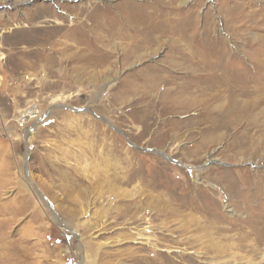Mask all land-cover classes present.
I'll use <instances>...</instances> for the list:
<instances>
[{
  "label": "rangeland",
  "instance_id": "rangeland-1",
  "mask_svg": "<svg viewBox=\"0 0 264 264\" xmlns=\"http://www.w3.org/2000/svg\"><path fill=\"white\" fill-rule=\"evenodd\" d=\"M262 238L264 0H0V264H264Z\"/></svg>",
  "mask_w": 264,
  "mask_h": 264
},
{
  "label": "built area",
  "instance_id": "built-area-1",
  "mask_svg": "<svg viewBox=\"0 0 264 264\" xmlns=\"http://www.w3.org/2000/svg\"><path fill=\"white\" fill-rule=\"evenodd\" d=\"M44 115L45 111L42 103L33 101L19 113L15 123L17 128L25 135L30 128L42 120Z\"/></svg>",
  "mask_w": 264,
  "mask_h": 264
},
{
  "label": "bare ground",
  "instance_id": "bare-ground-1",
  "mask_svg": "<svg viewBox=\"0 0 264 264\" xmlns=\"http://www.w3.org/2000/svg\"><path fill=\"white\" fill-rule=\"evenodd\" d=\"M126 6H127V5H126ZM129 7H130V6H129ZM133 13H134V12H133ZM119 16H120V15H119ZM135 17H136V15H135ZM135 17H134V18H135ZM137 17H138V16H137ZM114 19H115V18H114ZM134 20H135V19H134ZM132 21H133V20H132ZM153 39H154V38H153ZM208 64H209V63H208ZM215 65H216V64H215ZM213 66H214V65H213ZM206 67H207V66H206ZM209 68H210V67H209ZM201 69H202V68H201ZM192 72H193V71H192ZM214 76H216V75L213 74V76H210V78L212 79V78H214ZM202 78H203V77H202ZM210 78H209V79L205 78V79H206L205 82L208 83V82L210 81ZM220 78H221V80H222V79L227 80L225 76H221ZM192 79H193V78H192ZM215 79H217V78H215ZM193 80H194V79H193ZM193 80H192V81H193ZM202 80H203V79H202ZM214 84H215V83H214ZM30 132H31V131H30ZM27 138H28V137H27ZM262 241H264V238H262Z\"/></svg>",
  "mask_w": 264,
  "mask_h": 264
}]
</instances>
